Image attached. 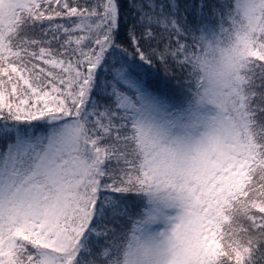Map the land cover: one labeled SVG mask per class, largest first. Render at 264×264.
Instances as JSON below:
<instances>
[{
  "label": "snow or ice",
  "instance_id": "snow-or-ice-1",
  "mask_svg": "<svg viewBox=\"0 0 264 264\" xmlns=\"http://www.w3.org/2000/svg\"><path fill=\"white\" fill-rule=\"evenodd\" d=\"M258 262L264 0H0V264Z\"/></svg>",
  "mask_w": 264,
  "mask_h": 264
},
{
  "label": "trees",
  "instance_id": "trees-1",
  "mask_svg": "<svg viewBox=\"0 0 264 264\" xmlns=\"http://www.w3.org/2000/svg\"><path fill=\"white\" fill-rule=\"evenodd\" d=\"M180 2H182V0H180ZM129 22H130V18H129ZM153 74L156 75V76H161V77L163 75V69L161 68V66L158 63L155 65V68L153 70ZM179 78H180L179 77V73L177 72L176 75H175V78L172 79V83L175 84L176 80H178ZM258 264H259V262H258Z\"/></svg>",
  "mask_w": 264,
  "mask_h": 264
}]
</instances>
